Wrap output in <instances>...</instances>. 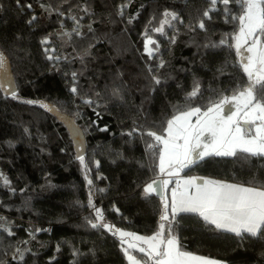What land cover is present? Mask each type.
<instances>
[{
	"label": "trees",
	"instance_id": "1",
	"mask_svg": "<svg viewBox=\"0 0 264 264\" xmlns=\"http://www.w3.org/2000/svg\"><path fill=\"white\" fill-rule=\"evenodd\" d=\"M209 7V0H0V52L18 97L0 90V174L9 181L0 180V225L13 233L0 228V264H129L121 238L89 224L96 222L90 194L102 223L141 235L157 231L161 199L154 193L146 198L143 188L159 176L161 145L144 133H164L174 106L187 108L194 82L200 94L192 106L202 110L248 82L229 46L238 29L231 15H239L240 6L230 3L226 22L218 0L201 30L198 21ZM165 10L179 19L156 33ZM77 27L79 36L72 32ZM146 30L159 44L152 58L144 51ZM225 34L228 42L220 44ZM45 37L48 45L41 44ZM46 47L54 51L45 53ZM66 117L84 135L87 173ZM182 172L264 186V156L209 155ZM177 221L174 232L185 251L230 264H264V233L237 237L205 226L194 213H180Z\"/></svg>",
	"mask_w": 264,
	"mask_h": 264
},
{
	"label": "snow or ice",
	"instance_id": "2",
	"mask_svg": "<svg viewBox=\"0 0 264 264\" xmlns=\"http://www.w3.org/2000/svg\"><path fill=\"white\" fill-rule=\"evenodd\" d=\"M218 0H209L210 7L203 12V18L198 21V27L205 30V20H211L210 13L217 11ZM224 5V13L230 15V3L240 6L239 15H231V20L238 22V31L231 35L235 41L234 45L238 55L242 56L241 66L247 75V86H238L234 94L229 98L224 96L217 102L210 101L204 110L201 106H192L193 98L200 94L199 82H194L192 91L187 93L185 102L187 108L181 110L180 106H174V115L167 120L163 134H157L151 130L146 134L152 137L159 148V174L179 177L185 168L202 160L205 156H235L237 152L246 153L252 156H264V0H219ZM123 9V6H122ZM121 9L120 14L123 15ZM160 27L155 28L156 33L164 34V26H172L171 21L178 20L175 12L165 10ZM171 18V19H169ZM35 17H33V20ZM75 20V17H73ZM133 18L129 19V23ZM181 23L183 21H180ZM31 23V21H29ZM78 23V22H77ZM91 31V27H89ZM77 36L81 33L77 28L72 30ZM144 51L152 58L154 52L159 51V44L147 35L145 31ZM71 40L72 33L65 32ZM229 34H225L220 44L228 42ZM174 43V39L172 40ZM49 38L41 40L42 45H48ZM155 45V48L151 47ZM241 49L249 55L243 57ZM45 53L50 50L45 48ZM49 60H59L60 57L49 55ZM161 67L163 62L161 61ZM151 71V68H149ZM77 73H72L73 81ZM156 84L160 80L153 77ZM259 86V87H257ZM0 90L6 91L13 99H17L16 86L9 73L8 61L3 52H0ZM72 93H77V87L71 88ZM236 102V111L229 109V115L225 118L221 113L224 106ZM28 104L40 103L27 100ZM84 103L91 104V100ZM41 107H48L41 104ZM55 110V109H53ZM243 113V122L249 127H242L239 119ZM193 118L195 120L193 121ZM106 130V129H102ZM136 131V129H134ZM207 134V136L205 135ZM76 135L79 136V130ZM131 135V133H129ZM77 159L87 173L84 155L80 151L82 141L78 140ZM149 150L154 148L153 144L148 145ZM155 155V153H154ZM97 167L99 161L95 162ZM87 179V174H86ZM0 180L4 185L9 181L0 174ZM89 185L92 181L88 180ZM170 180L154 179L143 188V194L147 198L151 193L156 192L161 199V212L158 221V228L151 236H139L134 233H127L116 229L114 225L102 223L104 220L101 209L96 208L92 203L91 194L89 207L95 213L96 222L89 221L92 228H104L111 231L113 235L121 238L122 251L129 264H227L207 256L197 255L183 250V246L174 228L178 225L177 216L180 213H194L202 218L205 226H211L214 230L234 233L237 237L243 238L247 233L251 237H257L264 233V186H244L240 184L225 183L202 179L197 183L195 178L175 181V187L171 189V200L164 195V189ZM4 231L12 235L10 229ZM39 231V229L37 230ZM130 237L131 239H125ZM127 244V247H123ZM137 250L143 254L139 259L129 250ZM23 260V253L16 250ZM146 258V259H145ZM16 259V256L13 257Z\"/></svg>",
	"mask_w": 264,
	"mask_h": 264
},
{
	"label": "crops",
	"instance_id": "3",
	"mask_svg": "<svg viewBox=\"0 0 264 264\" xmlns=\"http://www.w3.org/2000/svg\"><path fill=\"white\" fill-rule=\"evenodd\" d=\"M159 178L160 180H170V183L167 185V187L164 189V194L166 195V197L169 198V202L171 200V189L173 187H175V181L177 179H180L181 181L184 180V179H189V178H195L197 180V183H200L198 181V178H201L202 179H208V180H214V181H221V182H225V183H232V184H240V185H244V186H254V185H248V184H242V183H236V182H230V181H226V180H219V179H215V178H211V177H207V176H202V175H195V174H184L182 171L180 172L179 174V177H176V176H170V178H168L167 176L165 175H160L157 177ZM154 193V192H153ZM124 232H127V233H133V232H129V231H124ZM136 235H139V236H151L152 234L150 235H141V234H137V233H134ZM125 239H131L130 237H126ZM125 247H127V244H125ZM203 256V255H202ZM139 259V258H138Z\"/></svg>",
	"mask_w": 264,
	"mask_h": 264
},
{
	"label": "water",
	"instance_id": "4",
	"mask_svg": "<svg viewBox=\"0 0 264 264\" xmlns=\"http://www.w3.org/2000/svg\"><path fill=\"white\" fill-rule=\"evenodd\" d=\"M12 78V77H11ZM3 91V90H2ZM4 94H8L6 91H3ZM63 123L65 127L68 130L69 137L73 143V148L75 150V155H78V140L82 141V148H80V151L82 153L85 152L86 144H85V138L81 131V129L75 124L74 120L71 117H66L63 119ZM77 130H79V136L76 135ZM159 179V178H156ZM160 180V179H159ZM198 181L201 182V178H198ZM155 195L159 196L156 192H154Z\"/></svg>",
	"mask_w": 264,
	"mask_h": 264
},
{
	"label": "rangeland",
	"instance_id": "5",
	"mask_svg": "<svg viewBox=\"0 0 264 264\" xmlns=\"http://www.w3.org/2000/svg\"><path fill=\"white\" fill-rule=\"evenodd\" d=\"M32 4V6L34 7V8H38V4L36 3V2H32L31 3ZM236 31H238V29L236 30ZM235 31V32H236ZM235 34V33H234ZM152 38V37H151ZM153 39V38H152ZM56 40V39H55ZM154 40V39H153ZM57 41V40H56ZM233 44H235V41L233 40ZM151 47H153L154 48V45H151ZM241 53H242V55H243V57H247L248 55H249V53H247L244 49H241ZM239 59L241 60L242 59V56L241 55H239ZM233 95V94H232ZM232 95H230L229 96V98L232 96ZM229 109H231V111L232 112H235L236 111V102L235 101H233L231 104H228V105H225L224 106V111L221 113V115H223L225 118L230 114L229 113ZM240 117L241 118H238L239 119V122H240V124H241V126L242 127H249V125H245L244 124V122H243V119H242V117H243V113H241L240 114ZM195 120V118H193V121ZM206 136H207V134H205ZM161 147H162V145H161ZM158 164H159V158H158ZM159 169V168H158ZM165 176H167V175H165ZM168 178H170V176H167ZM165 195V194H164ZM166 196V195H165ZM198 255V254H197ZM214 259H216V258H214ZM219 260V259H218ZM227 264H230V263H227Z\"/></svg>",
	"mask_w": 264,
	"mask_h": 264
}]
</instances>
